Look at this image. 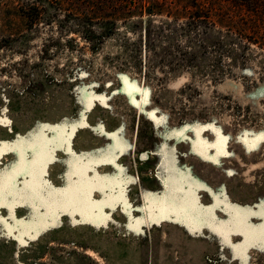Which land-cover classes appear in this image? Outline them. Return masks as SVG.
I'll return each instance as SVG.
<instances>
[{"label": "rangeland", "instance_id": "rangeland-1", "mask_svg": "<svg viewBox=\"0 0 264 264\" xmlns=\"http://www.w3.org/2000/svg\"><path fill=\"white\" fill-rule=\"evenodd\" d=\"M171 4L109 36L94 23L91 42L76 17L30 29L0 0V264H264V243L226 227L264 212L263 46L215 12L190 30ZM180 197L191 211L169 209Z\"/></svg>", "mask_w": 264, "mask_h": 264}, {"label": "trees", "instance_id": "trees-1", "mask_svg": "<svg viewBox=\"0 0 264 264\" xmlns=\"http://www.w3.org/2000/svg\"><path fill=\"white\" fill-rule=\"evenodd\" d=\"M21 6L16 11L21 13L28 28L39 27L43 24H50L54 18L50 16L63 15V20H57L59 27L65 25L71 17H76L77 24H72L73 29L82 30V37L85 40L94 41V23L103 25L105 33L103 36H109L117 27V20L120 18H131L142 16L143 14L161 15L166 7L174 4L185 6L184 14L192 18L184 27L193 29L197 24L196 19L206 17V15L216 13L213 17L226 16L223 23H227L230 33L241 39H247L246 35L252 33L255 40L262 44L264 51V33L257 30L246 29L239 25H234L233 13L248 14L256 17L257 21L264 24V0H171L169 4L153 2L154 0H20ZM215 2V4H213ZM236 2L237 6L233 5ZM179 13V12H177ZM96 17V19H95ZM103 18V22L100 19ZM99 20V22H96ZM95 21V22H94ZM196 21V22H195ZM136 26H142L145 22H133ZM72 31V29H70ZM77 31V30H73ZM80 31V30H79ZM244 41V40H243ZM245 43V41H244ZM247 43V42H246ZM245 45L251 46L252 43ZM250 49V48H249ZM245 57V52L239 54Z\"/></svg>", "mask_w": 264, "mask_h": 264}, {"label": "snow or ice", "instance_id": "snow-or-ice-1", "mask_svg": "<svg viewBox=\"0 0 264 264\" xmlns=\"http://www.w3.org/2000/svg\"><path fill=\"white\" fill-rule=\"evenodd\" d=\"M261 140H264V134H261L260 137ZM54 146H58L54 145ZM44 149L47 153L51 152V149L47 147V144H45ZM13 151H16V148L12 149ZM252 150V149H249ZM0 154H2V146H0ZM44 155L45 152H40L37 153V156L34 157V163L39 164L40 169L42 171L43 163L45 162L44 160ZM25 173L23 172H13L12 176L13 178L16 175H24ZM94 189H88L87 191H72V192H67L63 193L62 195L67 197V200L69 203H76L79 202L81 197L89 198L90 199V192ZM100 191H103L104 189L101 187L99 189ZM33 193L36 194V197L38 199L43 200V197L45 195L51 197L52 195V190L49 189V187L41 183L34 188H32ZM4 191H3V176L0 175V201L3 200L4 198ZM2 206V204H0ZM168 207L170 210L175 211L177 207H179L180 210L182 211H191V209L183 203V197H180L179 199L173 198L171 201L168 202ZM252 216H261L264 217V212H252L250 209H245V210H239L237 209L235 211V214L233 216V220L226 226L229 231H238L241 234H244L248 236L252 240H257L260 241L261 243H264V225H260L259 228L257 226L251 225L249 223V217Z\"/></svg>", "mask_w": 264, "mask_h": 264}]
</instances>
